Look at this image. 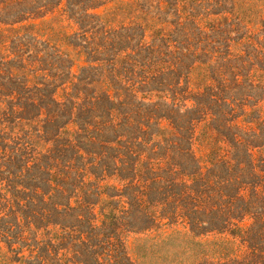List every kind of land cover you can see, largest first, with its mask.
I'll list each match as a JSON object with an SVG mask.
<instances>
[{"label": "trees", "instance_id": "1", "mask_svg": "<svg viewBox=\"0 0 264 264\" xmlns=\"http://www.w3.org/2000/svg\"><path fill=\"white\" fill-rule=\"evenodd\" d=\"M110 1L0 0V237L15 253L0 264H264V68L245 48L259 46L230 38L216 0H136L145 24L118 28L97 13ZM58 9L79 27L78 77L27 24Z\"/></svg>", "mask_w": 264, "mask_h": 264}, {"label": "rangeland", "instance_id": "2", "mask_svg": "<svg viewBox=\"0 0 264 264\" xmlns=\"http://www.w3.org/2000/svg\"><path fill=\"white\" fill-rule=\"evenodd\" d=\"M64 4L63 7L65 6ZM141 4L144 6V1H142ZM154 6H156V2H154ZM136 9V0H113L97 9V13L103 15V21L111 27L118 28L122 25L145 24L143 19L144 14ZM210 11L214 14L213 17H216V19L220 18L222 15H227L229 19H232V21L228 22L229 24H227V26H224V29L230 32L228 33L230 38L237 39L245 33L252 37L253 41L259 46L258 50L254 49L252 46H246L245 48L249 55L259 54L262 56L261 64L259 63V65L264 68V0H216V3L210 7ZM154 12L158 11L154 10ZM27 24L30 26V30L42 41L49 42L69 56L70 64H73L72 73L78 77L81 73V69L87 65L86 58L80 53V49L74 46L75 41L67 37L73 36L78 32L79 27L73 21H70L61 9L56 10L54 13H50L45 18L30 20ZM200 59L208 61L209 56L200 55ZM220 72L230 75V70L223 69L221 64H215V69L212 73L219 74ZM194 79L195 76L193 77V80ZM201 130L202 128L197 129L196 135L198 139L194 143L193 150L197 158L203 161L206 158L208 150L203 146L200 133ZM2 183L3 184L0 185V194L3 197H9V195H4L6 191L2 189L6 186L7 182L3 181ZM111 184L118 183L111 182ZM21 195L25 197V195ZM3 204L5 205V203H2V205ZM246 224H249V222ZM38 239L41 240L44 238L39 234ZM226 239L230 240V236L212 235L204 240L206 242H212ZM14 241L15 240L12 242ZM18 245L21 247L24 244ZM18 245H15V247L19 248ZM129 246L130 254L132 258L135 259L133 250L134 236L130 238ZM239 247L240 244L236 243L235 248L239 249ZM244 252L245 249L240 248L237 251V255L242 256ZM23 255L28 256L29 251H24ZM5 258L15 259V253L10 252V245L6 244L5 240L0 237V259Z\"/></svg>", "mask_w": 264, "mask_h": 264}]
</instances>
